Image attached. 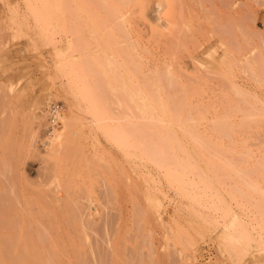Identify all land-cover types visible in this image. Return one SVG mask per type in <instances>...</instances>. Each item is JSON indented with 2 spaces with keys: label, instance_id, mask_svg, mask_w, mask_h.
Wrapping results in <instances>:
<instances>
[{
  "label": "rangeland",
  "instance_id": "obj_1",
  "mask_svg": "<svg viewBox=\"0 0 264 264\" xmlns=\"http://www.w3.org/2000/svg\"><path fill=\"white\" fill-rule=\"evenodd\" d=\"M0 202L11 264H264V0H0Z\"/></svg>",
  "mask_w": 264,
  "mask_h": 264
},
{
  "label": "bare ground",
  "instance_id": "obj_2",
  "mask_svg": "<svg viewBox=\"0 0 264 264\" xmlns=\"http://www.w3.org/2000/svg\"><path fill=\"white\" fill-rule=\"evenodd\" d=\"M1 203V202H0ZM6 203V202H5ZM3 204V203H2ZM7 204V203H6ZM3 206V205H2ZM10 215H7V219L10 220L9 218ZM15 216V215H14ZM4 218V217H3ZM2 219V218H0ZM3 220V219H2ZM15 220L18 222V220L15 218ZM13 221V222H16ZM19 221H20V217H19ZM78 221V220H77ZM82 221V220H81ZM5 222V221H4ZM81 224V222H80ZM9 225V224H8ZM15 225V224H14ZM16 225L18 226V223H16ZM83 225V222H82ZM10 226V225H9ZM6 227V224H5ZM11 227V226H10ZM19 228V227H18ZM17 228V229H18ZM39 228V227H38ZM11 229H13L11 227ZM16 229V230H17ZM26 230V229H25ZM28 230V229H27ZM32 230V229H31ZM8 232V231H7ZM38 233L40 231H37ZM42 233V232H41ZM19 236V233L17 232H8L5 234L0 235V264H11L13 263L14 259H12V253L13 251H15L18 246L19 247H25L27 249L26 253L28 252V249H34V247H37L35 245L36 240L33 239L32 237H29V239L27 240V238L25 239V241L22 243V245H19L15 239ZM40 244V243H39ZM41 247V246H40ZM18 262V261H17ZM17 262H15V264H17ZM98 262V261H97ZM19 263V262H18ZM27 262H23V264H26ZM99 263V262H98ZM28 264V263H27Z\"/></svg>",
  "mask_w": 264,
  "mask_h": 264
},
{
  "label": "built area",
  "instance_id": "obj_3",
  "mask_svg": "<svg viewBox=\"0 0 264 264\" xmlns=\"http://www.w3.org/2000/svg\"><path fill=\"white\" fill-rule=\"evenodd\" d=\"M61 109V104L58 102L52 103L49 108V122L51 125H55L57 123V115Z\"/></svg>",
  "mask_w": 264,
  "mask_h": 264
}]
</instances>
